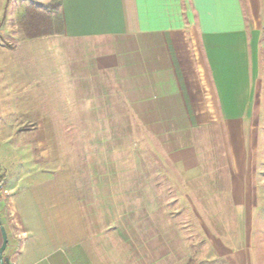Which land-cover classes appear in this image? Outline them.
<instances>
[{
	"label": "crops",
	"instance_id": "obj_1",
	"mask_svg": "<svg viewBox=\"0 0 264 264\" xmlns=\"http://www.w3.org/2000/svg\"><path fill=\"white\" fill-rule=\"evenodd\" d=\"M2 1L0 51L8 41L9 50L35 55L30 57L51 84L54 76L68 79L71 89L61 91L63 108L87 117L78 131L87 149L82 173L89 184L80 196L83 184L76 183L74 171L52 167L54 130L26 119L37 105L28 109L21 102L41 97L37 90L14 91L1 82L0 132L8 127L25 165L0 178L7 264H172L170 242L155 222L153 189L137 187L138 171L123 169V150L130 149L137 165L144 138L165 148L172 133L185 140L194 128L219 117L227 135L229 192L239 211L238 180L243 196H251L259 161L249 138L251 117H258L257 128L264 126V0H58L59 33L35 25L12 31L15 18H25L28 10L17 0ZM31 2L41 10L51 6L54 15V0ZM143 120L147 128L140 127ZM238 130L242 173L236 161ZM164 160L186 181L201 176L192 145H179ZM124 180L137 181L136 188L123 187ZM255 223L253 216L248 225L237 217L238 229H251L242 235L249 242L243 264H252ZM153 235L162 238L168 254L139 247Z\"/></svg>",
	"mask_w": 264,
	"mask_h": 264
},
{
	"label": "rangeland",
	"instance_id": "obj_2",
	"mask_svg": "<svg viewBox=\"0 0 264 264\" xmlns=\"http://www.w3.org/2000/svg\"><path fill=\"white\" fill-rule=\"evenodd\" d=\"M17 1L23 5V11L27 9L28 13L25 18L24 16L15 18L12 26L15 24L16 28L12 27V31L35 25V27L41 26L44 30L50 27L54 28V33L60 32L62 25L58 12V0H54V15L51 13L52 10L50 11L51 6L41 10L34 6L37 4H33L31 0ZM5 8L6 2L0 0L1 15ZM10 28L11 26L7 32L12 33ZM5 44L8 48L0 51V83L11 86L14 91L27 86L23 93L37 90L41 97L37 99L27 97L21 101L27 104L28 109L37 105V108L32 110L35 113L27 116L26 119L43 121L52 127L54 141L57 145L54 148L52 167L56 170L60 165H67L72 169L77 178L76 183L80 185V188L83 184L79 192L81 196L83 187L88 188L89 184L82 173L84 154L87 149L82 146V132L78 130L82 128V121L87 117L73 114L63 108L65 101L62 100L61 91L64 89L67 91L71 84L68 79L57 76H54V84H51L50 78L47 79L48 76L35 66L34 58L30 57L33 54L20 52V49L9 50L13 45L8 41ZM219 119L218 122H215L216 124L209 122L208 125L194 128L185 136V140L172 133L170 145L167 146L165 143V148L156 144L155 146L148 145L151 141L148 143L144 138L140 141L142 146L138 149L140 162L137 165L132 163L130 154L127 153L130 149L123 150V169L138 171L140 178L137 187L145 188L148 185L153 189L154 196L151 199L155 206L153 211L155 222L160 233L164 234L170 242L171 253L175 256V261H172V264H243L242 253L249 246V242L246 241L247 237L244 239L243 236L250 235L251 229L249 227L238 229V216L245 225H248L252 216L256 221L254 236L257 240H253L251 253L249 252L250 261L252 264H264V126L258 127V130L256 127L258 117H251L252 125L249 138L252 141V148L256 147L259 156V161L255 165L254 178L250 180L252 182L250 187H254L255 190L253 189L251 196H243L241 193L243 181L241 178L238 180L236 200L239 211L236 212L229 192L231 172L227 155V135L221 126L222 117ZM142 123L143 125L141 124L140 127H148L145 125V120ZM149 132L151 131L149 130ZM141 133L149 135L148 132ZM235 134L236 141L238 140L239 143L236 150L237 167L240 168L239 173H242V131L238 130ZM11 137L8 127L0 132V178L2 179L6 178L9 173L16 174L19 168L25 166L18 160L22 153H18V149L17 151L13 149V145H17V139L14 140ZM8 141L10 142L7 143ZM182 144H189L195 148L201 173L199 179L195 181L184 180L172 163L168 164L165 160L162 162V157L165 158L167 152H173ZM136 166H138L137 169ZM147 177L151 179H147ZM97 182L98 180L95 181V183ZM93 184L94 180H92ZM136 184L137 181L134 183V181L124 180L123 187L130 190L132 187L136 188ZM126 198L125 196L124 199ZM4 201L1 199L2 203ZM131 205L135 206L134 203ZM140 210L144 214L143 209ZM6 221L8 222V218ZM9 226L13 230V223ZM133 232L135 234L136 230L133 229ZM138 232H142V230ZM164 245L162 238L153 235V239L152 241L149 239L148 245L142 244L139 247L145 250L149 248L157 256L163 251L168 254L169 250ZM227 256H229L228 259ZM163 258L166 262L168 255H164ZM162 261L160 259L158 262L162 263Z\"/></svg>",
	"mask_w": 264,
	"mask_h": 264
},
{
	"label": "water",
	"instance_id": "obj_3",
	"mask_svg": "<svg viewBox=\"0 0 264 264\" xmlns=\"http://www.w3.org/2000/svg\"><path fill=\"white\" fill-rule=\"evenodd\" d=\"M0 236H1V245H0V264H7L8 260L3 257V253L7 246V234L4 227L1 225L0 221Z\"/></svg>",
	"mask_w": 264,
	"mask_h": 264
}]
</instances>
